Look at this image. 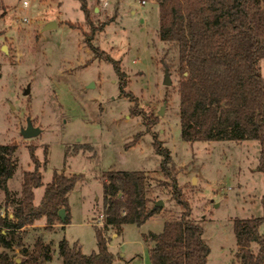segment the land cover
<instances>
[{
	"label": "rangeland",
	"instance_id": "rangeland-1",
	"mask_svg": "<svg viewBox=\"0 0 264 264\" xmlns=\"http://www.w3.org/2000/svg\"><path fill=\"white\" fill-rule=\"evenodd\" d=\"M86 3L88 17L80 0H0V144L18 145L8 181L12 198L21 196L23 173L34 169L30 147L43 177L35 204L55 171L79 176L68 194L71 223L47 229L45 218L37 221L28 228L27 247L33 249L39 235L51 243L53 258L43 264H62L58 244L64 237L85 254L96 251V226L104 222L103 173L143 170L164 180L156 137L169 149L192 217L204 228L207 264H241L234 220L262 215L260 143L182 139L177 51L159 37L156 0ZM51 22L56 25L47 28ZM165 61L173 63L169 85ZM259 65L264 76V58ZM28 120L40 132L26 138L21 130ZM156 181L149 204L162 199L158 213L142 225L125 224L119 233L111 226L105 231L112 264H150L151 232L180 217L172 190ZM0 206L4 211L2 189ZM11 254L23 258L19 249Z\"/></svg>",
	"mask_w": 264,
	"mask_h": 264
},
{
	"label": "trees",
	"instance_id": "trees-1",
	"mask_svg": "<svg viewBox=\"0 0 264 264\" xmlns=\"http://www.w3.org/2000/svg\"><path fill=\"white\" fill-rule=\"evenodd\" d=\"M80 1L88 17L86 0ZM156 1L159 37L177 51L182 139L257 140L261 147L258 168L264 176V76L259 65L264 58V0ZM172 65L164 62L168 71ZM114 67L120 72L117 62ZM153 144L162 155L165 179L157 180L143 170L103 173L105 218L103 227L96 226L97 250L85 254L81 246L64 237L58 244L62 264H112L114 255L105 231L109 226L119 232L125 224L142 225L158 213L156 199L149 204L151 183L156 180L172 190L182 209L179 218L164 221L161 232H151L150 264H207L210 246L177 183L171 153L156 137ZM17 148L16 143L0 144V189L5 193V210L0 206V264H43L53 258L51 243L39 235L29 249L25 243L28 228L43 218L47 229L71 223L68 194L79 176L55 171L40 203L35 204L34 190L43 185V177L40 161L30 147L34 169L23 173L21 196L14 200L8 181L15 173ZM261 202L262 215L234 220L241 264H264V233L260 231L264 194ZM10 206L12 210L7 211ZM62 208L64 219L58 214ZM253 244L258 245L257 250ZM16 249L23 255L20 260L11 254Z\"/></svg>",
	"mask_w": 264,
	"mask_h": 264
},
{
	"label": "water",
	"instance_id": "water-1",
	"mask_svg": "<svg viewBox=\"0 0 264 264\" xmlns=\"http://www.w3.org/2000/svg\"><path fill=\"white\" fill-rule=\"evenodd\" d=\"M55 25H56V22H51L46 27L49 28V27H53ZM171 82L172 81H171V78L169 75V71H168V69H165L164 83L169 85V84H171ZM29 92H30V88L27 87V89H25L24 93L28 94ZM163 111H164V107L161 108L160 114H162ZM39 132H40V128L35 127L30 120H28L27 126L21 130L22 135L26 138L34 137V136L38 135ZM163 205H164V201L162 199H159L155 202L154 207L163 206ZM58 214L62 219H64L65 215H66L65 209L64 208L60 209Z\"/></svg>",
	"mask_w": 264,
	"mask_h": 264
},
{
	"label": "built area",
	"instance_id": "built-area-1",
	"mask_svg": "<svg viewBox=\"0 0 264 264\" xmlns=\"http://www.w3.org/2000/svg\"><path fill=\"white\" fill-rule=\"evenodd\" d=\"M97 1H98V3L100 5H107L109 3V0H97ZM142 2L144 3V1H142ZM25 4H26V2H25ZM101 218H105V215L104 214H101ZM100 224H103L104 225V222L103 223H100Z\"/></svg>",
	"mask_w": 264,
	"mask_h": 264
},
{
	"label": "crops",
	"instance_id": "crops-1",
	"mask_svg": "<svg viewBox=\"0 0 264 264\" xmlns=\"http://www.w3.org/2000/svg\"><path fill=\"white\" fill-rule=\"evenodd\" d=\"M95 9L98 10L99 8H98V7H95ZM123 226H124V225H123ZM123 226L121 227L120 231L123 229ZM120 231H119V232H120ZM119 232H118V233H119ZM151 243H152V242H151Z\"/></svg>",
	"mask_w": 264,
	"mask_h": 264
}]
</instances>
